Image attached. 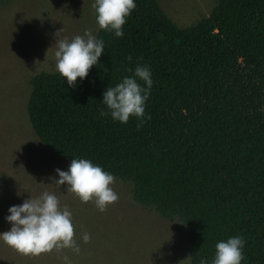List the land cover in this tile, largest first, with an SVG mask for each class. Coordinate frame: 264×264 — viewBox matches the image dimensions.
<instances>
[{
  "label": "trees",
  "instance_id": "obj_1",
  "mask_svg": "<svg viewBox=\"0 0 264 264\" xmlns=\"http://www.w3.org/2000/svg\"><path fill=\"white\" fill-rule=\"evenodd\" d=\"M135 3L123 37L99 27L105 49L75 87L58 71L32 77L33 129L62 156L131 182L138 204L181 219L185 264L211 260L233 236L245 239L241 264H264V0H218L185 27L158 0ZM137 64L153 79L151 119L139 129L137 117L121 123L102 102Z\"/></svg>",
  "mask_w": 264,
  "mask_h": 264
},
{
  "label": "rangeland",
  "instance_id": "obj_2",
  "mask_svg": "<svg viewBox=\"0 0 264 264\" xmlns=\"http://www.w3.org/2000/svg\"><path fill=\"white\" fill-rule=\"evenodd\" d=\"M180 27L208 16L218 0H158ZM95 0H0V233L10 230L9 208L43 191L54 192L73 215L80 252L25 256L0 239V264H185L190 259L188 227L138 204L132 183L115 177L117 202L101 212L58 188L56 169L72 160L47 147L33 129L28 113L32 77L57 71L54 33L63 28L71 40L89 30L97 36ZM48 51V53H47ZM47 53V57H46ZM91 241L84 243L83 233ZM67 256L65 261L63 257Z\"/></svg>",
  "mask_w": 264,
  "mask_h": 264
},
{
  "label": "clouds",
  "instance_id": "obj_3",
  "mask_svg": "<svg viewBox=\"0 0 264 264\" xmlns=\"http://www.w3.org/2000/svg\"><path fill=\"white\" fill-rule=\"evenodd\" d=\"M93 7L98 13L99 27L114 31L117 37H123V25L136 8V3L135 0H95ZM62 33L63 28L54 33L57 37L54 44L56 69L67 78L70 87H75L77 78H86L92 66L99 62L105 43L89 30L71 40ZM127 59L132 61L131 56ZM128 71L132 72V69ZM138 81H143L144 84ZM152 85L150 67L147 64H137L134 75L125 76L114 87H107L102 102L110 110L114 120L127 123L130 116L137 117L139 129L145 120L151 119L150 114H145V105ZM99 111L101 116L109 114L103 108ZM56 172L59 179L52 177V183L58 188L67 184L66 191L75 194L84 203L93 201L101 212L119 199L118 193L112 187L115 176L89 159L74 158L67 171L57 168ZM9 212L6 219L12 226L10 230L0 233V239L18 253L39 256L63 249L80 252L72 212L67 205L61 206V200L54 192L45 190L39 196L31 195L22 204L11 206ZM82 239L84 243H89L91 236L85 232ZM244 246L243 236L230 237L227 241L216 244V253L211 260L202 257L199 264H241L245 259ZM63 259L67 261L68 257Z\"/></svg>",
  "mask_w": 264,
  "mask_h": 264
}]
</instances>
